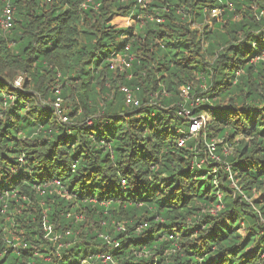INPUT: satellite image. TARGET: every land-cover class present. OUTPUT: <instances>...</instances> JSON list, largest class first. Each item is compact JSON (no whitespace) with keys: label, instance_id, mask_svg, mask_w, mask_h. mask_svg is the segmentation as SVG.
<instances>
[{"label":"trees","instance_id":"obj_1","mask_svg":"<svg viewBox=\"0 0 264 264\" xmlns=\"http://www.w3.org/2000/svg\"><path fill=\"white\" fill-rule=\"evenodd\" d=\"M85 2L0 0V264H264V0Z\"/></svg>","mask_w":264,"mask_h":264},{"label":"built area","instance_id":"obj_2","mask_svg":"<svg viewBox=\"0 0 264 264\" xmlns=\"http://www.w3.org/2000/svg\"><path fill=\"white\" fill-rule=\"evenodd\" d=\"M47 2H51L52 0H46ZM135 5L140 7V8H145L146 5L150 2V0H134ZM86 4L92 5L93 9L96 10L98 8V5H93V0H86V2L81 5V7L84 9L86 7ZM229 5V4H227ZM230 6V5H229ZM222 13V10L213 8L210 10V16L216 17L219 16ZM129 20V18H127ZM131 20V19H130ZM151 20H153L151 18ZM156 23H162V19L159 17H156L154 20ZM13 26V9L10 7V5L7 3L0 15V29L4 32L9 31ZM127 50V49H126ZM133 59L131 57L125 58V57H118L114 60L111 61L110 69L113 71H119L120 73L125 72L126 70L131 68ZM130 78V76H128ZM120 92L122 93L125 103L132 105L133 107H137L139 105V101L135 99L132 95V92L125 87H120ZM182 92L186 93L188 92V88L182 89ZM54 95H55V100L52 103L53 109L55 111V114L59 118V120L63 123H67L68 117L64 114V111L62 109V100L60 98V88L58 86H55L54 88ZM195 103H198V100L195 101ZM184 116L189 117V112L183 110ZM206 120L203 116L192 119L191 124H190V130H189V135L186 137V139L190 138L191 135H196L197 133L200 132V130L205 126ZM185 139H179L178 141V147H181L184 143ZM207 153L210 156L211 159L215 160L216 162L219 161L218 158L214 157L213 151H214V146L212 144L207 145L206 147ZM225 153H227L225 151ZM229 178H231L229 176ZM54 186H59L58 181L53 182ZM40 194H43V191H39ZM213 213V210L211 211ZM261 258H264V254L261 256ZM102 264H114L112 262V259L110 256H102L101 259Z\"/></svg>","mask_w":264,"mask_h":264},{"label":"rangeland","instance_id":"obj_3","mask_svg":"<svg viewBox=\"0 0 264 264\" xmlns=\"http://www.w3.org/2000/svg\"><path fill=\"white\" fill-rule=\"evenodd\" d=\"M141 18H143V17H141ZM213 18H215V22L216 23H219L220 22V15L219 16H216V17H213ZM211 20H212V17L210 16V19L208 20L209 23L211 22ZM112 24L115 25L118 28H128V27H131L132 24L134 25V22H132V20H130V18H129V20H127V18H124V17H121V16H114V18L112 20ZM21 83H22V78L21 77H18V78H16L14 80V84L16 86H20ZM182 98L185 99V100H187L189 97H188V95H186V93L182 92ZM63 103L65 104V102H63ZM194 105H197V104L195 103ZM191 138H195V135H191ZM76 219L78 221H83V219L80 218V217H76ZM96 258L97 259L98 258L102 259V256H99L98 255V256H96Z\"/></svg>","mask_w":264,"mask_h":264},{"label":"bare ground","instance_id":"obj_4","mask_svg":"<svg viewBox=\"0 0 264 264\" xmlns=\"http://www.w3.org/2000/svg\"><path fill=\"white\" fill-rule=\"evenodd\" d=\"M194 139V138H193Z\"/></svg>","mask_w":264,"mask_h":264}]
</instances>
